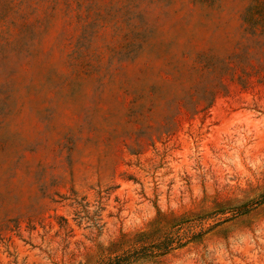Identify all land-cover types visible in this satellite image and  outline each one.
Wrapping results in <instances>:
<instances>
[{"label":"rangeland","instance_id":"1","mask_svg":"<svg viewBox=\"0 0 264 264\" xmlns=\"http://www.w3.org/2000/svg\"><path fill=\"white\" fill-rule=\"evenodd\" d=\"M164 239L264 264V0H0V264Z\"/></svg>","mask_w":264,"mask_h":264},{"label":"trees","instance_id":"2","mask_svg":"<svg viewBox=\"0 0 264 264\" xmlns=\"http://www.w3.org/2000/svg\"><path fill=\"white\" fill-rule=\"evenodd\" d=\"M171 245L166 242V239L159 241L154 245L155 249L147 251L145 247L138 249H132L124 252L123 254L109 257L102 264H135L145 258L151 259L153 256H161L164 253L169 252ZM149 252V253H148Z\"/></svg>","mask_w":264,"mask_h":264}]
</instances>
